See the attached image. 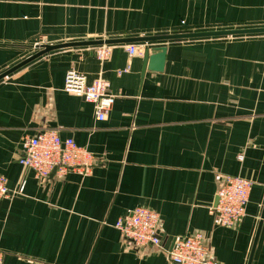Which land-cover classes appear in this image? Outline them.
Listing matches in <instances>:
<instances>
[{"label":"crops","instance_id":"crops-1","mask_svg":"<svg viewBox=\"0 0 264 264\" xmlns=\"http://www.w3.org/2000/svg\"><path fill=\"white\" fill-rule=\"evenodd\" d=\"M258 28L264 0H0V74L37 53L40 39ZM147 45L149 54L166 48L162 71L143 72V55L128 56L123 44L104 61L94 46H78L0 80V176L12 192L24 184L0 200L2 264H167L166 252L135 248L115 228L134 208L158 214L167 250L201 232L219 262L264 264V33ZM68 70L109 83L115 99L102 122L92 104L63 91ZM51 130L92 154L88 175L37 180L19 164L22 141ZM223 176L253 184L232 229L210 213Z\"/></svg>","mask_w":264,"mask_h":264},{"label":"built area","instance_id":"built-area-1","mask_svg":"<svg viewBox=\"0 0 264 264\" xmlns=\"http://www.w3.org/2000/svg\"><path fill=\"white\" fill-rule=\"evenodd\" d=\"M44 45H47L44 39L35 43L37 49ZM113 46H94L93 54L98 60L104 61L109 58ZM123 46L130 57L142 56L148 49L147 43H128ZM63 91L92 104L98 122L105 119L115 99L109 92V83L106 80L97 78L87 84L84 76L73 70H68L65 74ZM18 162L23 168L31 169L37 180L49 178L52 172L58 178L69 172L88 175L95 163L94 157L85 148L77 146L70 138L61 139L53 130L25 138L21 144ZM252 185L250 180L241 177L221 178L216 193L217 205L210 208V213L216 216L220 226L232 229L241 222L246 214ZM23 189L24 184H21L17 191H10L6 179L0 176V200L21 194ZM114 226L123 239L135 248L166 252L167 264H223L213 258L201 232H188L179 236L173 240L170 249H165L160 236L162 228L159 216L148 209L134 208L119 218ZM2 262L3 252L0 251V264Z\"/></svg>","mask_w":264,"mask_h":264},{"label":"water","instance_id":"water-1","mask_svg":"<svg viewBox=\"0 0 264 264\" xmlns=\"http://www.w3.org/2000/svg\"><path fill=\"white\" fill-rule=\"evenodd\" d=\"M264 33V28L258 29H244V30H230V31H217V32H200V33H188V34H174L167 36H153V37H139V38H128L121 40H105V41H86V42H74V43H65L58 45H44L40 47V50L12 67L11 69L5 71L0 74V80L19 69L20 67L30 63L31 61L57 49L68 48V47H78V46H99V45H117V44H128V43H152L157 41H170V40H181V39H194V38H206V37H223V36H235V35H247V34H259ZM166 56V48H157L155 49L154 54H149V50L147 49L143 55V72L145 70L160 72L163 70L164 62ZM54 172H52L53 174ZM218 198L216 197L214 200L213 206L217 205ZM264 218V207L261 215V220ZM261 223L259 224L257 234L255 237V242L260 230ZM254 242V243H255ZM253 251V250H252ZM252 255V254H251ZM251 259V258H250ZM250 262V260H249Z\"/></svg>","mask_w":264,"mask_h":264}]
</instances>
